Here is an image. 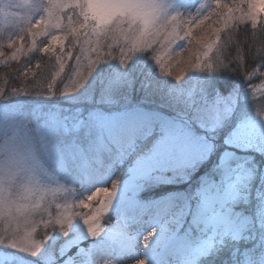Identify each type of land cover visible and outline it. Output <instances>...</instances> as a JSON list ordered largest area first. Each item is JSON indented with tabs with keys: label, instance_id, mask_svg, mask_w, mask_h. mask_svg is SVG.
<instances>
[{
	"label": "snow or ice",
	"instance_id": "1",
	"mask_svg": "<svg viewBox=\"0 0 264 264\" xmlns=\"http://www.w3.org/2000/svg\"><path fill=\"white\" fill-rule=\"evenodd\" d=\"M261 16L264 0H0V24L18 29L0 64L28 55L26 36L32 48L49 36L39 52L58 65L50 79L0 87V219L26 225L0 230V264L17 254L118 264L128 253L148 264H264V108L254 112V86L244 88L259 72L245 59L264 68ZM248 22L253 35L241 39ZM162 49L175 56L165 62ZM62 74L70 84L59 90ZM61 180L94 187L86 200L98 206L80 200L88 213L45 219ZM164 186L180 187L156 195Z\"/></svg>",
	"mask_w": 264,
	"mask_h": 264
},
{
	"label": "rangeland",
	"instance_id": "2",
	"mask_svg": "<svg viewBox=\"0 0 264 264\" xmlns=\"http://www.w3.org/2000/svg\"><path fill=\"white\" fill-rule=\"evenodd\" d=\"M200 2L201 3H210L211 0H200ZM221 2L222 3H228L231 5L233 0H221ZM13 10L14 11H23V10H17V9H13ZM261 22H264V16H261L259 18L257 27H259V28L261 27ZM248 23L251 26L250 22H248ZM16 31H18V29L15 26H8V25L0 24V44L5 45L4 48L6 50H9V52L11 50L6 47L8 37H9V35H11L13 32H16ZM196 31H198V34H197L198 36L203 34L200 29H196L195 32ZM52 34H55V30L53 31ZM37 38H38V40H37ZM49 38H50L49 36H37V37H35V40H37V42H36L37 46H38V44H40V45H42L41 47H43ZM26 41L28 42V48L29 47L32 48V45H31L32 38L26 36L24 41L22 42L23 45H27V44H25ZM178 43L183 44L185 42L181 41ZM176 51H179V49H176ZM161 55H162V58L165 60V62H167L169 59V55L174 57L175 53L171 52V50H169V49H162ZM210 55H211V53H210ZM187 58H188L187 54H182V56L180 58H177V59H187ZM53 61H55V60H53ZM173 65L177 66V65H175V60H173ZM57 68H58V65L55 61L53 63V65L50 67V69L48 70V74L44 78L50 79L51 75L57 71ZM62 76H63L62 80L58 78L57 88L59 90H63L65 84H70L69 78H66L67 75L64 76V74H62ZM167 79H172V78L167 77ZM261 90L264 91V85L258 86L256 88L254 87V90L249 91V98L251 100H253V111L254 112L258 108H264L262 106V103L259 100L260 94L262 93ZM253 93H254V95H253ZM21 95H23V94H21ZM53 99H55V98H53ZM57 107L67 108L68 105L67 104H59V105H57ZM121 171L119 173H116L115 175L111 176V178L108 179L106 184L97 185V187H109L110 188L112 180L119 181L120 179H122ZM57 179H59V178H57ZM65 187H70L72 189L71 194H69L68 192H66L64 190ZM49 188H51V189L59 188V191H56V192L50 191L46 194V202L47 203H46L45 207H46L47 211L44 214L45 219L48 218V215H47L48 212H51L53 217H55L58 213L61 215H64V216L71 215L74 213L75 214L88 213L89 209L84 208L79 203L80 200H84L85 203H89L91 208H95L98 206L97 203L88 202L86 200V197L91 194V191H95L94 187L90 188V190H82L79 184L64 185V181L61 180L59 182V184L53 183V184L49 185ZM57 206H59V208ZM107 213H110V210H109V212L102 213L101 216L99 217V223L105 227L110 223H115V220H116V217H115L110 223L106 222L107 218L104 216V214H107ZM33 218L39 219V216L30 217L29 220H31ZM17 226H19L21 228V230H23V228L26 227V225L24 224L23 217L20 218L19 222L12 221L11 224H9V222L7 220L0 219V230H3L5 228H9V227L16 228ZM38 231L41 233V235H38L35 238L36 239H42L44 229L40 228V229H38ZM47 231L49 234H51L53 229L49 228V229H47ZM144 234L146 235L147 233H144ZM141 239H142V237H141ZM2 254H3V249L0 248V255H2ZM132 255H134V253H132V254L128 253L125 258H128ZM140 257H143V256L140 255ZM13 264H32V261L29 257L23 256V254H17L15 260L13 261Z\"/></svg>",
	"mask_w": 264,
	"mask_h": 264
},
{
	"label": "trees",
	"instance_id": "3",
	"mask_svg": "<svg viewBox=\"0 0 264 264\" xmlns=\"http://www.w3.org/2000/svg\"><path fill=\"white\" fill-rule=\"evenodd\" d=\"M259 29V27H257ZM251 26L249 23H246V26L242 25L240 28V38L244 39L245 38V33L247 32L248 36H252V32L250 31ZM196 29H194V35L198 34V31L195 32ZM200 34V33H199ZM262 35L264 34H256L254 37L255 41H258L262 38ZM198 36V35H197ZM38 40V38H37ZM36 40V42H37ZM186 43V42H185ZM27 45H24L22 51L28 53L27 56L21 55L20 59L18 61H9L7 64H0V87H3L5 91H10L11 87H21L23 86V83L27 81H32L35 79H39L43 81L48 74V70L50 67L53 65L55 61L54 59L50 58L47 54L40 53L39 48L42 46L40 44H36L34 48H31V51H29L28 48V42L26 41ZM3 51L5 53H8L9 50H6L3 48ZM253 52H255V48H253ZM69 63H74V58L73 61H70ZM86 63V61H85ZM245 63L249 66V68H259V72H257L255 75H252L249 77L248 80L245 81L244 83V88L247 89V84L251 83L255 88L261 85H264V76L260 75V72H264V68H261L259 66V63L253 64L250 59L246 58ZM26 64H31L33 71L37 73L36 77L32 76V73L29 72L26 79L22 75V70ZM39 64L40 67L37 68L36 65ZM69 71L68 68H66L65 73ZM66 74H64L65 76ZM68 78V76L66 77ZM235 79L237 82H239L241 77H232ZM254 87L252 90H254ZM249 90V91H252ZM260 94V102L262 103V106L264 107V91L261 90ZM122 170V169H121ZM121 170H118L116 173H119ZM180 186H164L160 189L156 190V195H161L169 191H175L178 190ZM149 194L148 193H142V196L147 198ZM104 216L107 218L106 222L110 223L114 218L115 215L110 213L104 214Z\"/></svg>",
	"mask_w": 264,
	"mask_h": 264
},
{
	"label": "bare ground",
	"instance_id": "4",
	"mask_svg": "<svg viewBox=\"0 0 264 264\" xmlns=\"http://www.w3.org/2000/svg\"><path fill=\"white\" fill-rule=\"evenodd\" d=\"M147 231H151V228H148ZM147 231H145V233H147ZM137 260H144L145 264H148L147 260L144 257H140L135 254L128 258L121 259L118 264H137Z\"/></svg>",
	"mask_w": 264,
	"mask_h": 264
}]
</instances>
